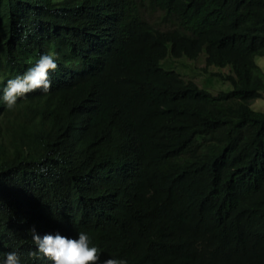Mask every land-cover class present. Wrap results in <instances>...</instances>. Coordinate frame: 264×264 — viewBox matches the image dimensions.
<instances>
[{"label":"trees","instance_id":"1","mask_svg":"<svg viewBox=\"0 0 264 264\" xmlns=\"http://www.w3.org/2000/svg\"><path fill=\"white\" fill-rule=\"evenodd\" d=\"M44 52L48 91L0 103V252L35 226L128 264H264V0H0V88ZM203 54L231 91L165 68Z\"/></svg>","mask_w":264,"mask_h":264},{"label":"clouds","instance_id":"2","mask_svg":"<svg viewBox=\"0 0 264 264\" xmlns=\"http://www.w3.org/2000/svg\"><path fill=\"white\" fill-rule=\"evenodd\" d=\"M57 68L55 54L44 52L38 56L23 73L11 76L0 88V103L14 107L18 99L26 98L25 94L39 89L46 93L50 87V71ZM34 248L27 252L12 248L0 252V264H38L45 260L50 264H128L122 257L108 256L101 259L100 248L92 243L87 231L80 230L75 237L62 235L60 232L40 234L35 226L26 230ZM25 257V258H22Z\"/></svg>","mask_w":264,"mask_h":264},{"label":"rangeland","instance_id":"3","mask_svg":"<svg viewBox=\"0 0 264 264\" xmlns=\"http://www.w3.org/2000/svg\"><path fill=\"white\" fill-rule=\"evenodd\" d=\"M173 66L165 65L166 69H172L185 76L187 79L195 81L201 88L206 89L212 93H219L221 91H231L233 85L230 82L222 81L216 74L230 75L229 68L219 69L216 67L206 68L205 54L198 60L190 61L186 57L174 61ZM257 64L264 72V57L257 58ZM252 108L257 111H264V96L252 104Z\"/></svg>","mask_w":264,"mask_h":264}]
</instances>
